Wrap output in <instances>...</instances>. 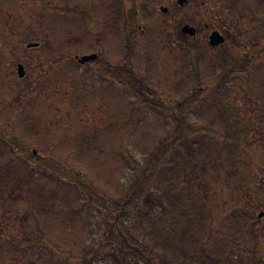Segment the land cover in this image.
<instances>
[{"label":"rangeland","instance_id":"obj_1","mask_svg":"<svg viewBox=\"0 0 264 264\" xmlns=\"http://www.w3.org/2000/svg\"><path fill=\"white\" fill-rule=\"evenodd\" d=\"M244 1L247 12L239 13L218 6L212 10L205 0H187L183 6L177 0H0V171L14 164L22 168L29 166V170L34 167L38 170L35 173L42 172L37 178L40 183L35 187L54 183L56 176L77 183L75 172L86 173L95 184L90 192L98 206L104 204L106 208L119 210L121 205L117 207V203L124 202L123 197L131 191L137 173L148 162V155L163 134L172 129L174 119L170 108L174 109L184 96L187 101L183 110L192 124V131L184 135L190 139H207L214 145L216 154L224 158L221 161L224 163L215 162L225 179L217 187L222 198L228 199L232 190L240 194L251 190L250 198L263 203L264 179L258 185L252 179L255 169H264L263 127L258 125V131L246 132L239 139L238 150L231 148L237 140L225 137L223 126L216 124L214 128L219 132L215 133L207 129L204 125L207 115L200 108L205 99L211 98L210 90L217 79L209 76L203 65L198 73L192 74L193 79L189 76L185 83L184 78L183 89L172 92L174 72L193 70L186 57L189 49L194 51L198 44L204 48L202 52L217 53L208 44L211 31H221L227 39L225 48L234 55L245 50V44L258 35L260 43L250 53V62L230 81L229 92L223 99L224 105L232 106L227 120L235 122L242 118L248 124L258 118L264 108V5L258 8L254 0ZM126 7L129 8L127 17H120L122 25L115 27L111 15L119 17V12ZM160 7H166L168 12L162 13ZM107 24L111 25L108 30ZM186 24L197 29L196 37L182 35L180 30ZM79 38L83 43H76L80 42ZM35 42L43 46L37 50L26 48L28 43ZM127 43L131 48L126 47ZM92 54L99 55L96 62H79L82 56ZM18 64L26 71L21 79L17 75ZM125 64L137 75L136 81L125 71L119 77L120 66ZM180 77L184 73H178ZM165 99L170 108L162 102ZM243 99L246 104L242 108L232 105ZM28 114L32 119L24 124L22 120ZM38 128L42 134L37 132ZM85 132L97 134L99 139L90 152L81 155L78 150L74 151L70 137L76 138ZM235 150L242 153L245 161L230 167L225 161L226 155H232ZM124 156L130 157V162ZM158 156L151 165L154 176L149 183L156 195L163 191V174L172 171L169 167L173 165L174 154L166 148ZM203 163L204 155L198 156L193 163L194 170H200ZM133 165L136 166L132 168ZM25 172L24 168L18 175L25 176ZM192 172L193 178L182 183L187 193L197 194L200 184L197 177L201 174ZM260 185L263 186L257 189ZM0 189H3L0 195L10 193L7 201L13 208L5 214L7 202L0 201V216L5 219L0 224V233L13 239L15 213L37 210L38 204L27 199V187L22 188L18 183L7 182ZM127 208L135 211L137 203ZM91 211L89 229L84 231L85 235L88 233L86 244L89 246L96 244L102 233L98 210L93 207ZM130 216L134 213L130 212ZM105 219L111 225L114 215L107 214ZM25 222L27 226L34 225L29 214ZM60 232L56 226L54 233L60 235ZM22 251L10 257L0 256V264L48 263L37 258L35 245ZM54 251L57 256L49 261L58 263L62 252ZM66 264L79 263L76 258H70Z\"/></svg>","mask_w":264,"mask_h":264},{"label":"trees","instance_id":"obj_2","mask_svg":"<svg viewBox=\"0 0 264 264\" xmlns=\"http://www.w3.org/2000/svg\"><path fill=\"white\" fill-rule=\"evenodd\" d=\"M254 1L256 7L264 5V0ZM244 2V0H205L206 5L210 3L212 10L218 6L226 11L239 13L247 12ZM128 11L129 8L126 7L124 14H121L123 18L127 17ZM253 17L256 19L255 16ZM111 19L116 23L115 27L121 24V19L113 14ZM110 26V24L106 25L107 30ZM127 26H124L126 31ZM77 40L80 42L76 41V43H83L81 38ZM259 43V36L254 35L245 44V50L238 55L231 53L225 45L219 49L211 48L217 53L209 54L206 51L202 52L201 49L204 48L196 44L194 51L186 50V57L190 59L193 70L183 72V69H178V72H174L176 74H174L172 92L183 89L184 78L187 80L185 83L189 81V76L193 79L192 74L199 72L200 65H203L209 76L217 79L216 85L210 90L211 98L201 103L200 111L207 115L204 125L209 131L219 132L217 128H214L218 124L225 128V137L237 140V143L227 146L228 149L231 146L232 149L238 150L241 145L239 139L246 132L252 129L258 131L260 125L264 130V108H261L257 119L247 124L243 123L242 118L236 119L235 122L227 120L226 115H231L229 110L232 106L223 104V99L229 92L228 84L237 78L238 72L246 69L252 57L250 53L256 50ZM42 46L40 44L34 50ZM126 47L131 48L129 43ZM183 65H186V62H183ZM120 68L119 77L123 76L125 71L132 74L134 81L137 80V75L126 64ZM181 72L184 73V77L178 78V73ZM194 78H198V75ZM129 88L134 89L133 86ZM152 94L157 96L155 92ZM186 101L187 98L182 96L174 109L166 104V99L162 101L171 109L170 116L174 119V124L167 134H163L159 144L148 155V162L141 168V172L137 173V180L132 182L131 191L123 197L124 202L117 203V207L121 205L119 210L106 208L104 204L98 206L90 192L95 184L88 179L86 173L75 172L74 177L77 183L56 176L54 183L35 187L37 183H40L37 178L42 173H35L34 171L38 172L36 168L32 167L29 170V166L22 168L14 164L11 166L14 168L8 167L7 170H1L0 185L8 182L18 183L22 188L27 187V199L36 201L38 206L37 210H31L28 213H15L16 235L11 239L0 233V256L18 255L24 252L22 248L31 249L35 245L38 249L37 258H43L48 262L47 264H66L70 258H76L79 264H264V216L262 219L258 218L260 213L264 214V201L263 203L253 201L249 196L251 190L243 194L232 190L231 197L229 195L228 199L222 198L217 187H221L225 179L222 170L215 165V162L224 163L221 162L224 158L216 154L214 145L207 139H190L184 135L185 132L192 131V124L188 121L186 110H183ZM245 104V99L232 103L239 108ZM154 109L159 108L154 107ZM29 117L30 114L24 117L22 120L24 124H28V120L32 119ZM40 131L38 128L37 132L40 133ZM98 139L97 134L88 132L78 134L76 138L70 137V141L76 148L74 151L78 150L81 155L90 152ZM180 145H183L182 149L179 148ZM166 148L174 154L171 160L173 165L169 167L172 171L170 174H163L165 179V183H161L163 191L156 195L149 186L154 176L151 165ZM236 150L232 155H226L225 161L230 167H236L239 161H245L241 158L242 153ZM200 153L204 155V163L200 170H197L201 174L197 177L200 183L199 191L197 194L188 191V194L182 180L192 179V171L197 173L193 163L195 164L197 157L201 156ZM49 155V158L52 157L51 151ZM123 158L126 162H130V157ZM135 166L133 165L132 168ZM24 168L27 172L25 176L20 177L18 174ZM263 170L258 168L254 170L252 179L257 183L255 185H258L259 180L264 179ZM45 174L42 175L45 176ZM31 185L33 189L30 188ZM262 186H257V189ZM8 195H0V201L7 202L4 208L5 214L13 209L7 201ZM153 195L158 198H152ZM136 203L137 210L127 208L128 205L136 206ZM93 207L98 210L97 216L100 218L98 223L102 233L98 242L89 246L86 244L88 233L85 235L84 231L89 229L88 223ZM128 210L131 214L134 213V216L131 217ZM28 214L34 222L32 227L27 226L25 222ZM107 214L114 215L111 225L106 222ZM4 220L0 216V224ZM216 221H218L217 224ZM56 226L61 229L60 235L54 233ZM239 239L242 241L240 242ZM23 244L25 247H22ZM55 249L62 252V257L57 258L58 263L49 261L56 258ZM100 260L103 263H99Z\"/></svg>","mask_w":264,"mask_h":264},{"label":"water","instance_id":"obj_3","mask_svg":"<svg viewBox=\"0 0 264 264\" xmlns=\"http://www.w3.org/2000/svg\"><path fill=\"white\" fill-rule=\"evenodd\" d=\"M186 2H187V0H177V4L179 6H183ZM159 11L166 14L168 12V9L166 7H160ZM180 31H181L182 35L188 36L191 38L195 37L197 34L196 28L189 25V24L184 25ZM225 43H226L225 37L218 30L212 31L210 33V35L208 36V44L211 47H219V46L224 45ZM38 47H39L38 43H28L26 45L27 49L38 48ZM96 58H97V54H92V55H88V56L85 55V56H82L81 58H79V62L81 64H84L90 60H95ZM17 75H18V78H20V79L24 78L26 75V71H25L23 65H21V64L17 65ZM263 216H264V214L260 213L258 215V218L262 219Z\"/></svg>","mask_w":264,"mask_h":264},{"label":"flooded vegetation","instance_id":"obj_4","mask_svg":"<svg viewBox=\"0 0 264 264\" xmlns=\"http://www.w3.org/2000/svg\"><path fill=\"white\" fill-rule=\"evenodd\" d=\"M122 13L124 14V9H122L121 12H119V14H118L119 18H120V17L123 18V16L121 15ZM121 25H122V24H121ZM121 25H118V28H119ZM144 33H145V31H142V34H144ZM219 48H221V46H219V47H214V49H219ZM98 57H99V55L97 54V58H96L95 60H90V61H88V62H86V63L90 64V63H92V62H96V61L98 60ZM86 63H85V64H86Z\"/></svg>","mask_w":264,"mask_h":264}]
</instances>
